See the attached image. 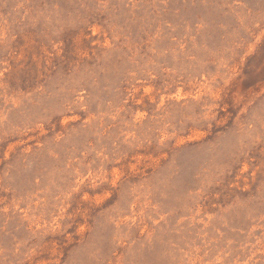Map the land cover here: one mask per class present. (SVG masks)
I'll return each instance as SVG.
<instances>
[{
  "label": "rangeland",
  "instance_id": "rangeland-1",
  "mask_svg": "<svg viewBox=\"0 0 264 264\" xmlns=\"http://www.w3.org/2000/svg\"><path fill=\"white\" fill-rule=\"evenodd\" d=\"M0 264H264V0H0Z\"/></svg>",
  "mask_w": 264,
  "mask_h": 264
}]
</instances>
